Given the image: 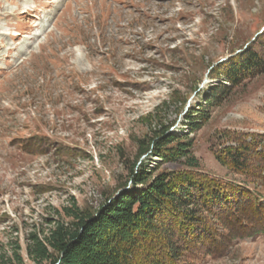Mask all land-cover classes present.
<instances>
[{"label":"rangeland","instance_id":"374dc122","mask_svg":"<svg viewBox=\"0 0 264 264\" xmlns=\"http://www.w3.org/2000/svg\"><path fill=\"white\" fill-rule=\"evenodd\" d=\"M263 31L264 0H0V254L17 244L35 264L27 235L68 222L72 201L97 210L141 163L183 170L150 154L162 131L191 141L195 171L263 202L264 164L248 175L218 158L245 143L264 157V70L186 124L223 83L216 67ZM230 220L207 217L180 264H264V235L234 237Z\"/></svg>","mask_w":264,"mask_h":264},{"label":"trees","instance_id":"16d2710c","mask_svg":"<svg viewBox=\"0 0 264 264\" xmlns=\"http://www.w3.org/2000/svg\"><path fill=\"white\" fill-rule=\"evenodd\" d=\"M255 44L262 52L253 47ZM260 54H264V38L262 42L255 38L240 54L216 67L223 83L209 89L202 106L190 110L189 129L207 120V109L216 105L229 87L263 72L264 55ZM172 142L175 145L169 146ZM151 143L150 154L160 162L182 159L186 167L153 174L155 167L141 163L131 170L129 182L97 210H80L72 201L62 208L68 222L53 221L42 237L27 235L28 258L35 264H180L185 245L201 239L207 217L222 222L223 214L238 222L231 224L230 220L228 226L232 231L236 227L234 237L264 235V201L246 187L195 171L197 163L186 136L162 131ZM254 147L245 143L227 149L218 160L233 171L252 174L264 164V157H257ZM245 220L247 227L240 226ZM0 264H24L17 244L9 256L0 254Z\"/></svg>","mask_w":264,"mask_h":264},{"label":"bare ground","instance_id":"6f19581e","mask_svg":"<svg viewBox=\"0 0 264 264\" xmlns=\"http://www.w3.org/2000/svg\"><path fill=\"white\" fill-rule=\"evenodd\" d=\"M24 12H27V10H26V11H24ZM24 12H23V13H24ZM12 39H13V38H12ZM19 50H20V49H19Z\"/></svg>","mask_w":264,"mask_h":264}]
</instances>
